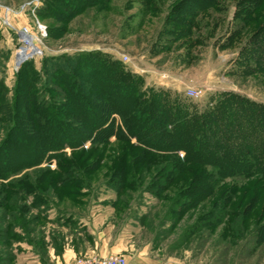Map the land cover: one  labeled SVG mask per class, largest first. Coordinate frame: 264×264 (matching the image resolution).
<instances>
[{"label": "rangeland", "instance_id": "rangeland-1", "mask_svg": "<svg viewBox=\"0 0 264 264\" xmlns=\"http://www.w3.org/2000/svg\"><path fill=\"white\" fill-rule=\"evenodd\" d=\"M30 1L34 0H0V4L18 9ZM40 1L38 18L47 27L48 37L43 45L44 55L32 62V67L41 74L39 85L49 80L43 71L44 59L101 53L119 61L128 73L141 77L144 89L168 91L172 101L182 98L199 111L207 110L227 92L264 106V0H93L86 5L74 0L77 1L74 5H82V8L73 13H64L61 5L70 0ZM30 21L25 16L14 18L17 27ZM15 47L14 33L6 30L0 20V82L7 89L9 104L14 103L17 84V73L12 69ZM124 56L128 60H124ZM69 65L67 60L62 62V67L68 71L72 68ZM51 84L62 91L57 81ZM190 89L202 94L198 98L190 97L187 95ZM8 111L10 108L2 109L0 118ZM114 119L117 127L122 126L118 115H114ZM8 123H13L12 116ZM31 129L30 138H36V129ZM6 133V128L1 126L0 142ZM131 140L128 144L117 141L114 136L110 143L87 141L80 148L79 151L83 148L81 152L74 153L66 146L64 156L46 159L39 167L24 169L6 179L0 177V192L6 190L5 194L16 198L13 189L7 190L5 185L39 177H43L40 182L46 187L50 179L66 174L62 165L84 155V159H89L84 163L88 167H83L76 177L83 179L89 188L75 196L78 203L62 201L53 191L58 208L48 210L50 216L56 214V209L81 211L86 200L113 195L109 206L114 209L116 228L133 242L125 255L117 254L126 260V255L146 251L151 264H264V236L262 241L256 239L257 234L264 233V178L227 179L211 197L182 210L176 198L190 176L185 173L167 190L157 194L151 188L155 171L147 170L142 174V169L136 175L135 188L124 191L119 203L114 205L118 197L109 184L114 169L127 151L132 150L135 155L143 152L135 147L136 140ZM164 157L168 161L174 156ZM132 160L133 156L129 164ZM144 161L142 166H146L150 158ZM3 167L8 169L0 164V169ZM229 196L234 206L228 208L230 215L223 216L221 202ZM21 204L29 206L27 202L16 201V205ZM4 211L12 213L11 208ZM27 214L28 217L15 214L20 221L27 217L26 220L32 222L29 228L26 223L14 220L12 230L25 237L14 245L16 261H11V246L4 244L0 245V264H25L22 246L29 245L26 239L37 243L44 237L48 244L55 237L51 224L36 221V210L30 209ZM248 215L250 220L245 223ZM42 254L46 256V248Z\"/></svg>", "mask_w": 264, "mask_h": 264}, {"label": "trees", "instance_id": "trees-1", "mask_svg": "<svg viewBox=\"0 0 264 264\" xmlns=\"http://www.w3.org/2000/svg\"><path fill=\"white\" fill-rule=\"evenodd\" d=\"M77 1L86 5L93 0ZM77 1L62 3L64 13L81 9L82 5H74ZM64 60L69 61L70 71L62 67ZM32 62L24 64L17 73L13 104L8 103L7 89L0 82V112L10 108L7 115L0 118V125L7 130L0 142V164L8 168L0 169V177L6 179L24 169L39 167L46 159L64 156L66 146L73 153L81 152L83 148L79 151L80 148L87 141L110 143L116 136L117 141L128 144L135 139V147L143 152L135 155L132 150L127 151L114 169L109 183L118 197L114 205L119 203L124 191L135 188L138 184L136 175L142 169V174L147 170L155 171L151 188L157 194L167 190L185 173L190 176L176 198L177 203L181 202L182 210L211 197L227 179L264 178L263 105L227 92L213 101L207 110L199 111L182 98L176 97L172 101L168 91L144 89L141 77L128 73L119 61L101 53L44 59L43 71L49 80L43 85L37 84L41 74L32 67ZM52 81H57L62 91L56 89ZM114 115L120 117L122 126L117 127ZM11 116L12 124L8 123ZM33 127L37 131L36 138H30ZM168 154L174 157L166 161L164 156ZM131 156L133 160L129 164ZM146 158L150 161L142 166ZM88 160L84 155L68 160L61 167L66 169V174L50 179L51 183L46 187L40 182L43 177L4 186L7 190L12 188L13 196H17V199L11 198L12 195L5 194L6 190L0 192L4 193L0 195V245L11 246L12 262L16 261L15 243L25 240L12 230L13 224L24 222L30 228L32 222L26 220L30 209L37 211L36 221L49 224L67 217V211L56 209V218H50L48 210L58 208L52 193L54 191L62 201L78 203L75 196L89 186L76 176L81 174L83 167H88L84 166ZM197 167L200 169L194 170ZM229 197L221 202L223 216L230 215L228 208L234 206ZM17 200L27 202L29 206L16 205ZM10 208L12 213H5L4 210ZM24 209H28L27 212L24 213ZM16 213L27 217L20 221ZM249 220L248 215L245 223ZM29 232L33 231L29 229ZM257 235L256 239L262 241L263 231ZM26 241L38 253L48 246L44 237L37 243L30 239Z\"/></svg>", "mask_w": 264, "mask_h": 264}, {"label": "crops", "instance_id": "crops-1", "mask_svg": "<svg viewBox=\"0 0 264 264\" xmlns=\"http://www.w3.org/2000/svg\"><path fill=\"white\" fill-rule=\"evenodd\" d=\"M113 199L111 195L106 199L86 200L81 211L68 212L60 222L51 224L56 235L48 241L46 256L31 245L23 244L25 264H72L80 256L125 255L133 247V242L130 243L126 235L116 228L114 209L109 206ZM50 218H56V214ZM145 255L146 251L134 256L126 255L128 264H151Z\"/></svg>", "mask_w": 264, "mask_h": 264}, {"label": "built area", "instance_id": "built-area-1", "mask_svg": "<svg viewBox=\"0 0 264 264\" xmlns=\"http://www.w3.org/2000/svg\"><path fill=\"white\" fill-rule=\"evenodd\" d=\"M42 7L40 0L27 2L18 9L2 6L0 4V20L3 27L9 32H13L16 38V47L12 69L18 73L21 67L27 62L34 61L44 55L43 45L48 37L47 27L38 18ZM25 16L32 20L22 27L14 24V18ZM128 60L127 56L123 57ZM202 91L190 89L187 93L190 97L198 98ZM182 157L185 154L180 153ZM72 264H128L127 260L119 255L107 257L101 256H80Z\"/></svg>", "mask_w": 264, "mask_h": 264}]
</instances>
